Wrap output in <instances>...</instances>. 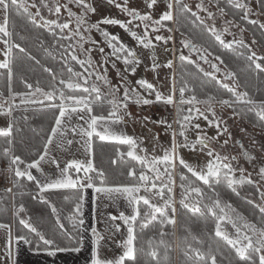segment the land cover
Listing matches in <instances>:
<instances>
[{
    "label": "snow or ice",
    "instance_id": "1",
    "mask_svg": "<svg viewBox=\"0 0 264 264\" xmlns=\"http://www.w3.org/2000/svg\"><path fill=\"white\" fill-rule=\"evenodd\" d=\"M106 2L128 19L125 21L104 17L90 22L89 15L96 13L90 0H64L63 3L60 0H0V71L6 73V95L0 92V117L8 118L7 126L0 128V144L5 145L0 149V158L7 161L5 171L12 184L5 191L13 196V222L0 221V232L5 233L0 264H16V252L21 245L28 246L34 254L56 256L57 253H79L86 240L90 243V264H171L169 253L172 248L165 237L175 236L176 233L166 232L164 229L166 226L175 229L177 204L180 210L196 217L205 226L209 224V218L214 222L209 238L215 243V247L212 242L205 247L203 240L193 235L190 229L185 230L191 239L185 238V246L181 249V264H233V254L238 264H264V189L258 186L264 183V165L258 166V170L254 167L252 171H248L239 165L236 155L222 153L213 147L219 145L220 149H225L233 141L227 120L217 116L214 105L230 108L233 116H241L246 120L248 114L252 113L255 116L253 127L264 129V100L257 101L247 91H240L236 74L231 70L222 71L217 63L212 62L214 60L223 65L222 56L216 55L208 47L194 44L190 39H181L180 44L188 50V55L181 52L179 61L191 65L202 76L211 78L218 90L222 89L230 94L229 98L213 94L200 98L194 89H190L187 81L177 87L175 74L169 77L167 94L161 91L163 85L158 87L146 78H138L133 83L129 77L136 76L143 61L135 48L124 43L119 35L101 27H119L135 42L136 48L149 50L152 53V64L150 69L145 66V71L156 73L158 78L157 70L161 67L173 68L174 61L158 63L155 49L162 45L166 52L169 50L167 45L174 40V36L163 33H172L169 24L176 21V13H179L193 27H199L207 33L221 51H228L243 59L251 70L259 74L264 73V55H257L245 43L243 33L249 30L246 26L250 25L264 35V22L260 20L264 16V0H207V3L205 0H198L195 10L191 5L183 3V0H163L164 9L158 15L155 10L161 0H143L146 9L144 12L130 8L129 0H123L122 3L118 0ZM213 7L215 12L210 10ZM31 9H35V12ZM13 15L22 17L35 29H43L52 38V47L59 51L62 65L60 72L43 67V71L51 76V81L46 86H41L39 80L34 85L22 77L20 83L24 90L15 91L13 88L16 52L24 54L27 60L40 64L36 56L14 39L19 36V32L14 31V23L10 27ZM139 28H142V34L134 30ZM233 28H238L239 33L231 31ZM93 31L99 34L108 51L100 46L101 41L93 38ZM225 35L232 36L233 39L226 41ZM44 43L41 39L40 44ZM256 43L253 38L252 44ZM244 49L247 51H243ZM93 52L100 54L99 60L93 58ZM193 55L195 60L191 58ZM201 62L208 64L211 71H205ZM118 63L123 65L122 69L117 67ZM109 69L115 72L118 81L116 84L112 83ZM186 91H191L192 94L186 95ZM152 105L173 107L174 119L169 122L167 118L154 120L150 116L140 115L145 106ZM185 105L186 108L183 107ZM242 106L250 107L244 110ZM30 108L40 111L56 110L57 114L42 145V151L35 159L27 161L14 152V132H21V128L15 127L14 112L26 113ZM97 109L100 110L99 113ZM23 119L26 122L28 117L25 115ZM74 120L83 123H73ZM200 120L204 121V126L198 122ZM150 124L161 128L163 134L169 137L167 145L161 142L160 133L153 132ZM129 125L147 129L150 137L128 134L124 129ZM208 129H214V134L209 135ZM241 131L246 132V129L242 128ZM69 133L72 137L79 136L80 139L75 142L81 144L88 159H72L66 161L61 168L59 161L50 156V146L55 143L58 147H63L65 142L72 145L74 140L67 139ZM222 136L227 138L221 141ZM95 139L118 146L116 158L112 160L113 165L117 160L125 158L126 163L131 162L126 171L127 183L109 184L106 173L96 168ZM146 140L152 144L151 151L145 146ZM233 142L240 146L246 161L251 163L255 159L247 150H243V144L239 140ZM184 152L206 159L202 163L199 160L191 163L185 160ZM45 162L56 166L58 174L55 178L43 172L41 165ZM33 169L40 174L39 178L33 174ZM253 174L258 178L256 181L252 179ZM25 181L34 183L38 189L32 199L39 198L55 216V228L51 236L27 216L23 204H15V196L22 194ZM245 186L255 187V191L249 195L259 201L256 203L253 199L245 198L247 204L258 210V215L253 213L254 221L239 213L230 202L223 201L218 191L225 188L239 196V190ZM13 189L17 191L14 192ZM63 189L78 193L74 207L64 218L42 195ZM88 189L93 193L94 211L99 207L97 201L101 197L113 204L123 200L130 211L108 215L105 219H98L94 215L93 223L86 228L83 193ZM117 221L120 223H116ZM101 223L105 225L103 231L97 227ZM149 228L156 235L141 241ZM117 233H121L123 238L116 240ZM58 238L70 243L62 247ZM106 240H113L122 250L121 254L113 259L103 257V242ZM73 242L76 246H73Z\"/></svg>",
    "mask_w": 264,
    "mask_h": 264
},
{
    "label": "trees",
    "instance_id": "2",
    "mask_svg": "<svg viewBox=\"0 0 264 264\" xmlns=\"http://www.w3.org/2000/svg\"><path fill=\"white\" fill-rule=\"evenodd\" d=\"M264 17V16H263ZM230 18V17H227ZM15 24V32H19V36H15L14 39L17 43H20L27 49L32 55L36 56L40 60V64H36L34 61L26 59L24 54L16 52V60L14 64V80L13 88L15 91L24 90V86L20 83L21 78H26L29 82L35 85L39 80L41 86H46L51 81V76L43 71V67L47 66L52 68L54 72L59 73L61 70V63L58 54L53 52L52 38L43 29H35L28 24L22 17L12 16L11 24ZM174 27L178 33H183L186 38L190 39L197 45H203L210 48L216 55L222 56L224 59L223 66L226 70H231L236 74L237 81L240 88L247 91L249 96L259 101L264 100V73L255 72L251 70L243 59L238 58L236 55L231 54L228 51H221L216 42L208 36L201 28L193 27L190 21L185 19L179 13H176V21ZM249 30L246 31L253 38L256 39L257 45L264 52V35H261L259 30L253 26H246ZM43 39L45 43L40 44V40ZM243 51H247L244 49ZM264 63V61H262ZM177 79L179 82L187 81L190 89H194L195 94L198 97L204 98L208 94H213L218 97L229 98V95L225 90L217 88L215 82L211 78L202 76L197 73L195 69L186 63L179 62L177 67ZM0 92H4L6 95V73L0 71ZM244 110H247L250 106H242ZM232 110V109H231ZM99 113V109L96 110ZM28 113H24L28 117L27 121L23 117H15V127L21 128L20 133L14 132V152L16 155H20L27 161H31L37 157V154L42 151V145L46 140L47 134L50 132L51 126L54 124L56 110H32L30 108ZM241 117V116H239ZM242 118V117H241ZM244 119V118H242ZM247 123L253 126L255 123V116L252 113L248 114ZM259 128V127H257ZM262 129V128H260ZM5 145L0 144V149ZM118 146L101 142L95 139L94 143V164L97 169L103 170L106 173V181L109 184L115 183H127L128 178L126 176L127 168L131 162H125V160H117V163L113 165L112 160L115 159V152ZM7 166V161L0 158V168ZM25 188V187H24ZM26 189V188H25ZM15 191V190H14ZM207 191V189H206ZM218 191L221 194L223 201L230 202L236 209L251 221L255 220V213L258 215V210L252 205L246 203V197L250 192H254L255 188L250 187V190L242 188L239 190V196L232 193L230 190L220 188ZM25 192H28L27 189ZM46 198L51 202L58 210V214L64 218L67 217L71 209L74 207L77 200L78 193L71 189H63L58 191H50L45 193ZM211 195L210 192H208ZM30 194L23 195L22 204L25 206L27 216L32 218V221L40 226L46 233L51 236L53 229L55 228V216L52 214L51 209L47 204H42L39 199L35 201H28ZM16 201V199H15ZM177 225L176 230L171 226H166V232L175 231V236H166L165 240L171 244V252L169 256L171 263H174V257L177 256V264H181L183 256L181 249L185 246V238L189 240L186 229H190L191 233L205 242V247L208 243L212 242L213 247L215 243L210 241L209 233L213 229L214 222H210L207 226L197 221L196 217L187 214L183 210H180L177 204ZM0 221L12 223L13 215L10 214V200L4 194H0ZM66 223V221H65ZM15 230V229H14ZM156 233L149 228L145 234L141 237V241L146 240L150 236H154ZM159 237L157 236V239ZM68 243H70L68 241ZM73 246H76L73 242ZM163 253V249H161ZM227 255V252L225 253ZM233 264H238V261L234 258Z\"/></svg>",
    "mask_w": 264,
    "mask_h": 264
},
{
    "label": "rangeland",
    "instance_id": "3",
    "mask_svg": "<svg viewBox=\"0 0 264 264\" xmlns=\"http://www.w3.org/2000/svg\"><path fill=\"white\" fill-rule=\"evenodd\" d=\"M29 2H31V0H29ZM60 2L63 3L64 0H60ZM90 2L93 3V6L96 8V13L89 15V21L90 22H96V21H98L104 17L118 18V19L125 20V21L128 19V17H126L122 13H120L119 10L116 9L114 6L107 4L106 0H90ZM118 2L122 3L123 0H118ZM197 2H198V0H183V3L191 5L193 10H195V4ZM205 3H207V0H205ZM128 6L130 8H135L141 12H144L146 10L145 5L143 3V0H129ZM163 9H164V3H163V0H161V2L156 7L155 14L158 15L161 11H163ZM73 10L78 12V10L75 8ZM210 10H212L214 12L216 11V9L214 7L211 8ZM31 11L34 13L35 9H31ZM44 14L47 16V12H45ZM64 15L66 17V14H64ZM252 18L255 19L256 17H252ZM260 20L262 22H264V17L263 16L260 17ZM208 23L211 24V21H209ZM219 25H220V20L218 19L217 20V26L219 27ZM101 27L106 28L112 34L119 35L120 39L124 43L128 44L130 47L135 48L138 56L143 61V63L139 66V68L137 70L136 76L129 77V80L131 82L134 83V81L138 78H146L150 82L157 84L158 87L160 85H163V87L161 88V91L164 92L165 94H167V92L169 91V87H170L169 77H171L173 74H175L177 87L181 86V84L183 82H179L177 79L178 77H177V72H176V65L178 67V62H179L178 57L181 54V52H183L184 55H188V50L184 49L182 47V45L180 44V40L186 39V38H184V36H181L180 34H178L177 30H174V28L172 27V23H171V28L173 30L172 33H167V32L163 33L166 36L169 34L174 36V40L167 45L169 50L166 52L164 49V46L158 45L157 48L155 49V55L158 57L157 62L161 63V64L167 62L168 60H173L174 61L173 68L166 69V68L161 67L160 69L157 70L158 71V78H157L156 73H153L150 70L145 71V66H147L150 69L151 64H152V61L150 59V56L152 55V53L149 50H145L142 48H136L135 42L132 41L131 38L126 33H124L123 30L120 29L119 27L105 26V25H101ZM134 30H136L140 34H142V31H143L142 28L134 29ZM231 31H233L235 33H239L238 28H233V29H231ZM92 36L97 41H101V37L99 36V34L97 32L93 31ZM224 39L226 41H230L233 39V37L229 36V35H225ZM243 39H244L245 43H247L248 45L251 46L252 50L255 51L257 53V55H264L263 50L257 44H252V38L248 34V32L245 31L243 33ZM174 45L178 51V54L175 51ZM100 46L105 47V50L108 51V49L106 48V45H104L102 43V41H101ZM0 47H2V45H0ZM85 47H88V45H85ZM53 52L55 54L56 53L58 54V57L60 60V55H59L58 49L53 48ZM92 55H93L94 59H96V60L100 59V54L98 52H93ZM0 58H2V57H0ZM191 58L193 60L196 59L195 55H193ZM209 59L212 60L211 57H209ZM212 62L217 63L218 66L222 69V71H227L223 65L219 64V62L214 61V60H212ZM201 66L204 68L205 71H211L208 64H202L201 63ZM117 67L122 69L123 65L118 63ZM109 74H110V78L112 79V83L116 84L118 81L116 79L115 72L112 71L111 69H109ZM217 75L219 77V74H217ZM65 78H66V76H65ZM220 78L222 79V77H220ZM227 83L231 84L232 81H227ZM239 90L244 91L241 88H239ZM191 94H192L191 91H186V95H191ZM177 95H178V93H177ZM183 107L186 108L187 105H185ZM201 107L203 108L204 106H201ZM214 107H215V111H216L217 116H222L225 120H227L229 130L231 131L232 136H233V141L239 140L243 144V147H245V150L253 153L258 158V160H260L264 163V151H261V148H264V129L253 127L252 125L247 123L241 117L233 116L232 110L230 108H223L219 104L214 105ZM133 111L134 112L136 111L135 107H133ZM24 113L25 112L16 111V112H14V116L17 118H19L20 116L23 117ZM26 113H28V112H26ZM140 115L141 116H145V115L150 116L154 120H159L161 118H167L169 120V122H171L175 117V109L173 107L165 108V106H163V105L145 106L142 109V111L140 112ZM198 122L201 123L202 126H204L203 120H200ZM7 123H8L7 117H0V128L6 127ZM73 123H83V122L78 121V120H74ZM120 127H123V126H120ZM149 127L152 128L153 132H159L161 142L164 143L165 145H167V143L169 141V137L165 136L163 134V130L161 128H157L155 125H151V124L149 125ZM173 127L175 128L176 125L174 124ZM242 128L246 129V132H242L241 131ZM124 130L127 131L128 134H130V135L135 134L137 136H149L150 137L148 130L141 128L139 125H136L135 128H133L132 125H129ZM208 134L213 135L214 129H208ZM226 138H227L226 136H222L221 141L226 139ZM67 139H73L74 143L72 145H67L65 142L63 147H59L60 151L64 152V156H68L70 158L73 157L72 159L86 161L88 159V157L85 154L84 148L81 146V144L75 142V141H78L80 139L79 136L72 137L71 134L69 133L67 136ZM233 141H230L225 149H220L219 145H213V147L217 148V150L221 151L222 153L227 152L231 155H236L239 159V165L244 167L248 171H252V168L247 166V164L241 160L240 153L237 149L236 144H234ZM53 146L58 147L55 143L53 144ZM145 146L148 147L149 151H151L152 144L149 143L147 140L145 141ZM157 151H159V149ZM183 155H184L185 160H187L191 163H195L197 160H199L202 163L206 159V157H203V156L193 157L187 152H184ZM245 175H247V172L245 173ZM237 176H239V172H237ZM252 179L254 181H256L258 178L255 174H253ZM177 183H179L178 177H177ZM258 186L261 187L262 189H264V183H261ZM243 188L250 190L249 186H245ZM176 193H177V198H178L179 197V188L176 189ZM246 197H248V199L255 200L256 203H259V201L254 196L247 195ZM126 209H127L126 213H128L130 211V209H128L127 205H126ZM248 220L251 221V219H248ZM115 239L120 240L118 234L115 235ZM102 252H103V254H102L103 257L108 258V259H113V258L117 257L119 254H121L122 250L116 246V243L113 240H106L105 242H103Z\"/></svg>",
    "mask_w": 264,
    "mask_h": 264
},
{
    "label": "crops",
    "instance_id": "4",
    "mask_svg": "<svg viewBox=\"0 0 264 264\" xmlns=\"http://www.w3.org/2000/svg\"><path fill=\"white\" fill-rule=\"evenodd\" d=\"M50 156L56 158L59 163L60 167L63 168L65 166V162L71 160L72 158L68 156H64V152L60 151L59 147H55L53 145L50 146ZM63 152V153H62ZM23 167V166H21ZM43 172L45 175L50 176L52 178H55V176L58 174V170L55 165L51 164L50 162L42 163L41 165ZM6 166H3L0 168V183L1 182H11L7 176V172L5 171ZM33 174L36 175L38 178L40 177V174L35 172L33 169ZM25 188L28 192H25V188L22 191V194H17L15 196V204L19 206L22 204L23 195L30 194L29 200H33L32 196L36 195L38 192V189L35 188L34 183L24 182ZM15 190V191H14ZM14 192H16V189H13ZM58 191V190H56ZM1 194V193H0ZM85 196V204L83 208L84 212V218H85V227L87 228L91 223H93V216L95 215L98 219H105L108 215H118L121 211L127 212L126 209V203L123 200L118 201L117 203L113 204L107 199H104L101 197L97 203L99 205L98 208H93L92 204V190L88 189L84 193ZM7 197H9L10 200V214H13V196L12 194H4ZM46 197V194L43 193ZM39 199V198H37ZM36 199V200H37ZM47 199V198H46ZM35 201V200H33ZM51 203V202H50ZM52 204V203H51ZM24 215V214H22ZM116 223H120L117 221ZM97 227L99 230L103 231L105 225L103 223L97 224ZM176 230V227H175ZM126 232V230H125ZM119 236V239H122L123 236L121 233H117ZM59 240V238H58ZM5 243V233L0 232V253L3 252V247ZM60 246H68V241L65 240H59ZM103 254V252H102ZM16 264H90L91 262V253H90V243L89 241H85L84 246L82 247L81 251L79 253H57L56 256H47L44 253L40 254H34L32 249H30L28 246L21 245L19 249L16 252ZM172 264V263H171ZM177 264V256L174 257V263Z\"/></svg>",
    "mask_w": 264,
    "mask_h": 264
},
{
    "label": "flooded vegetation",
    "instance_id": "5",
    "mask_svg": "<svg viewBox=\"0 0 264 264\" xmlns=\"http://www.w3.org/2000/svg\"><path fill=\"white\" fill-rule=\"evenodd\" d=\"M169 27H171V24H169ZM172 27L174 28V30H176L175 29V27H174V23H172ZM178 33V32H177ZM178 34H180V33H178ZM181 35V34H180ZM182 36V35H181ZM184 38H186L185 36H184ZM186 39H188V38H186ZM181 41V40H180ZM194 43V42H193ZM195 44V43H194ZM174 48H175V45H174ZM175 51L177 52V54H178V51H177V49L175 48ZM180 62V61H179ZM179 62H178V64H179ZM202 63V62H201ZM203 64V63H202ZM176 70H177V65H176ZM237 146V149H238V151H239V153H240V158H241V160L243 161V162H245L246 164H247V166H249V167H251L252 168V170H253V168L255 167L257 170H258V166H260V165H264V163L262 162V161H260V160H258V158L253 154V153H251V152H249V154L250 155H252V156H254L255 157V159L253 160V161H251V163H249L248 161H246L244 158H243V156H242V149L240 148V146L239 145H236ZM243 150H245V147H243Z\"/></svg>",
    "mask_w": 264,
    "mask_h": 264
},
{
    "label": "built area",
    "instance_id": "6",
    "mask_svg": "<svg viewBox=\"0 0 264 264\" xmlns=\"http://www.w3.org/2000/svg\"><path fill=\"white\" fill-rule=\"evenodd\" d=\"M11 186H12L11 182H1V183H0V193L10 195V193H7V192L5 191V189H6V188H9V187H11Z\"/></svg>",
    "mask_w": 264,
    "mask_h": 264
}]
</instances>
